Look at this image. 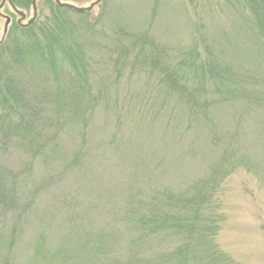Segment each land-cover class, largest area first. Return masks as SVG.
Here are the masks:
<instances>
[{
	"label": "rangeland",
	"instance_id": "obj_1",
	"mask_svg": "<svg viewBox=\"0 0 264 264\" xmlns=\"http://www.w3.org/2000/svg\"><path fill=\"white\" fill-rule=\"evenodd\" d=\"M63 1L90 8L91 22L103 16L107 32L116 23L129 32L149 30L174 52H179L178 47H191L194 53L189 65L196 59L207 63L208 58L212 65L226 64L237 74L264 80V37L243 0ZM49 2L52 0H36L37 16L48 14ZM22 13L23 23L34 14L30 9ZM18 19L19 12L9 6L0 9V41ZM92 42L95 48L109 40L96 35ZM128 73L125 70L107 94L110 106L115 104V115L104 127L105 111L96 112L87 129L86 147L95 150L86 158V170L63 171L75 139L69 131L63 147L50 152L47 168L39 166L37 174L26 181L29 191L47 177L54 184L39 197L35 212L23 218L15 230L10 223H1L0 264L4 259L6 264H98V259L114 264L112 259L122 243V238L114 241V235H127L120 224H110L112 217L107 213L119 210L118 201L129 189L146 199L154 190L188 186L196 177L207 176L222 149L212 146L215 134L208 120L218 128L222 142L223 136L227 139L238 130L240 134L235 139L237 154L217 177L216 206L202 219V247L196 250L193 262L264 264V107L245 111L241 102L225 101L228 88L207 81L197 100L205 99L207 89H218L221 92L216 97L223 102L211 107L210 118L198 125L174 98L164 96L155 78ZM19 74L33 79V86L34 80L41 86L49 77L33 68H20ZM99 75H107L101 65L98 81ZM161 106L164 109L159 111ZM123 116H127L126 122L120 119ZM69 206L76 207V212L71 213ZM165 241L160 249L167 250L174 243Z\"/></svg>",
	"mask_w": 264,
	"mask_h": 264
},
{
	"label": "trees",
	"instance_id": "obj_2",
	"mask_svg": "<svg viewBox=\"0 0 264 264\" xmlns=\"http://www.w3.org/2000/svg\"><path fill=\"white\" fill-rule=\"evenodd\" d=\"M31 2L0 0V5L22 12L33 10ZM243 2L264 37V0ZM46 9L47 15L36 14L32 22L13 23L0 41V225L8 222L15 230L23 218L35 212L39 197L54 180L47 177L30 191L26 181L37 174L39 166L47 168L50 152L63 147L69 131L75 139L63 171L86 170V158L95 150L86 147L87 129L96 112L105 111L101 112L104 127L115 115V104L110 106L107 94L127 69L130 76L136 73L155 78L164 96L174 98L188 119L198 125L210 118L211 107L223 102L216 97L221 92L218 89H207L205 99L197 100L198 93L205 92L203 84L207 81L228 88L225 101L237 100L245 111L264 107V80L237 74L228 65L216 63L215 57L217 65L208 58L207 63L196 59L189 65L194 49L178 47L179 52H174L149 30L129 32L114 23L107 32L102 26L103 16L91 22L88 11L79 13L63 0H52ZM96 35L109 42L93 48ZM99 65L107 75H99L98 81ZM20 68L48 73L47 83L37 86L34 80L33 86V79L20 76ZM163 109L161 106L159 111ZM120 119L126 122L127 116ZM208 122L215 134L212 146L222 149L207 176L196 177L188 186L154 190L146 199L129 189L118 201L119 210L107 213L112 217L110 224H120L127 235H114V241L122 238L121 250L112 259L114 264H194L196 250L202 247V219L216 206L217 177L237 154L235 139L240 134L238 130L227 139L223 136L222 142L218 128ZM69 208L71 213L76 212V207ZM167 239L174 241L173 245L160 249V243ZM10 242H14L13 237Z\"/></svg>",
	"mask_w": 264,
	"mask_h": 264
},
{
	"label": "water",
	"instance_id": "obj_3",
	"mask_svg": "<svg viewBox=\"0 0 264 264\" xmlns=\"http://www.w3.org/2000/svg\"><path fill=\"white\" fill-rule=\"evenodd\" d=\"M32 6H34V4H35V0H32ZM75 10L77 11V12H79V13H82V12H84V11H88V10H90V8H87V9H81V8H75ZM20 15V19H24V15H22V14H19ZM34 16H35V13H34ZM34 20V17L29 21V22H32Z\"/></svg>",
	"mask_w": 264,
	"mask_h": 264
}]
</instances>
